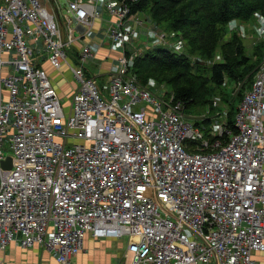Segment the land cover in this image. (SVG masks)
I'll return each instance as SVG.
<instances>
[{
	"label": "built area",
	"instance_id": "built-area-1",
	"mask_svg": "<svg viewBox=\"0 0 264 264\" xmlns=\"http://www.w3.org/2000/svg\"><path fill=\"white\" fill-rule=\"evenodd\" d=\"M138 4L70 0L61 26L40 0H0V70L13 68L0 78L9 93L0 100V250L41 246L73 264L91 235L127 237L124 264H257L264 62L237 111V131L223 119L205 132L172 90L143 85L134 73V56L150 50L142 42L156 35ZM101 10L112 17L104 42L120 50L107 69L95 45L80 42L94 34ZM156 44L185 51L165 33ZM44 61L73 75L69 107Z\"/></svg>",
	"mask_w": 264,
	"mask_h": 264
},
{
	"label": "trees",
	"instance_id": "trees-1",
	"mask_svg": "<svg viewBox=\"0 0 264 264\" xmlns=\"http://www.w3.org/2000/svg\"><path fill=\"white\" fill-rule=\"evenodd\" d=\"M135 11L147 13L159 28L176 32L185 51L177 56L157 48L156 54L146 53L136 59L134 73L143 85L151 79L166 82L186 110L198 107L205 110L210 105L208 111H215L209 102L211 86L222 87L226 79L238 82L248 76L254 79L264 62V43L253 49L252 57L237 36L222 44L231 22H250L256 14L264 17V0H139ZM218 49L222 51L223 62L210 67L208 76L203 75L202 63L193 57L212 59ZM196 68L199 70L194 73ZM253 79L246 90L251 88ZM236 115L229 112L228 117V128L234 133Z\"/></svg>",
	"mask_w": 264,
	"mask_h": 264
},
{
	"label": "crops",
	"instance_id": "crops-1",
	"mask_svg": "<svg viewBox=\"0 0 264 264\" xmlns=\"http://www.w3.org/2000/svg\"><path fill=\"white\" fill-rule=\"evenodd\" d=\"M42 5L50 10L63 26L62 19L66 16L69 9L70 0H40ZM102 11V10H101ZM112 17L108 12L102 11L101 17L95 22L93 38L80 40L81 43H91L96 47V61L107 69L110 61L117 58L120 50L113 47L111 42H104L103 35ZM96 33V34H95ZM78 42V46L81 43ZM78 48V47H76ZM13 55L3 54V59H10ZM51 79L54 87L58 91L60 98L69 107V100L77 88V83L73 75L67 68L61 71H54L47 63L41 64ZM13 73V68L6 66L0 70V78ZM9 99L8 90L5 87L0 88V100L6 102ZM125 238H105L98 239L88 235L85 239L83 251L73 260V264H124L127 253L128 243L125 244ZM257 264H264V253L254 255ZM0 264H60L54 254L44 247L34 246L25 249L17 242L11 243L6 251L0 250Z\"/></svg>",
	"mask_w": 264,
	"mask_h": 264
},
{
	"label": "rangeland",
	"instance_id": "rangeland-1",
	"mask_svg": "<svg viewBox=\"0 0 264 264\" xmlns=\"http://www.w3.org/2000/svg\"><path fill=\"white\" fill-rule=\"evenodd\" d=\"M63 1V0H61ZM64 2V1H63ZM145 13V12H144ZM143 18H148V26L152 31L155 32V37L150 36L149 39L152 41L149 42H142L143 47H150V50L146 53H155V48L152 49V45H157V36L160 34H167L168 35V41L169 44L173 47L176 48H181L176 45H179L181 43L180 36L177 35L176 32L173 31H168L164 28H159L156 22L152 20V18L145 13V16L143 15ZM264 17L261 16V14H256L252 21L250 22H242V21H237V22H232L230 25H227L225 29V33L223 35L222 39V44L225 43L226 41H230L234 36L239 37L240 39L243 40L244 45L246 46V52L249 57L253 56V53L258 45L264 43ZM183 45V44H181ZM146 55V54H145ZM139 58V57H138ZM193 60H199L202 64V69H203V75L208 76L210 67H212V64H220L223 62V54L220 49H218L212 59H208L207 57H199L195 56L193 57ZM133 59H137L136 56H134ZM254 61H256L254 59ZM204 62V64H203ZM45 63V61L43 62ZM42 63V64H43ZM99 63V62H98ZM206 69V70H205ZM199 68L194 69V73H197ZM252 78L249 76L244 78V80L234 81V80H227L226 79V84L222 87H216V86H211V96L209 98V102L213 105V109L215 108V111L212 112L208 111L210 108L208 107L203 110L202 108H195L190 110H186V116L190 118L191 121H193L196 125L197 123L202 122L203 120L207 119L205 123L200 126L201 129H203L205 132L209 131L211 129V123L210 121L215 122H220L223 119H228L229 117V112L233 113L235 116L239 106L241 105V102L243 100V96L245 93L249 90H246L249 88L252 82ZM255 79V77H254ZM253 79V80H254ZM150 85L152 88H157V89H164L166 91H171V87L166 84V82H158L154 79H151L147 83ZM209 103V104H210ZM206 116V117H205ZM198 119V121H197ZM8 149H6V153H8ZM10 155V154H8ZM125 244L128 243V238L125 237L124 239Z\"/></svg>",
	"mask_w": 264,
	"mask_h": 264
},
{
	"label": "water",
	"instance_id": "water-1",
	"mask_svg": "<svg viewBox=\"0 0 264 264\" xmlns=\"http://www.w3.org/2000/svg\"><path fill=\"white\" fill-rule=\"evenodd\" d=\"M3 168L6 170H10L12 168V159L7 158V160L3 163Z\"/></svg>",
	"mask_w": 264,
	"mask_h": 264
}]
</instances>
